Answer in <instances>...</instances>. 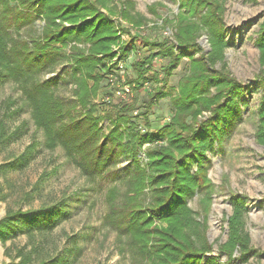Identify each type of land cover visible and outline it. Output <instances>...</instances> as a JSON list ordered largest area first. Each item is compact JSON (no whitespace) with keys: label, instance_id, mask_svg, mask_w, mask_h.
Returning <instances> with one entry per match:
<instances>
[{"label":"trees","instance_id":"trees-1","mask_svg":"<svg viewBox=\"0 0 264 264\" xmlns=\"http://www.w3.org/2000/svg\"><path fill=\"white\" fill-rule=\"evenodd\" d=\"M175 1L179 10L173 18L159 13V8L165 7L159 1L148 7L154 16L151 19L135 11L132 0H0V87L6 78L18 83L32 107L37 128L45 132L44 144L48 148L62 145L84 174L92 177L109 170V175L118 156L131 160L125 191L114 186L107 194L106 219L120 234L128 235L131 248L142 256V262H247L260 253L251 245L246 229V196L230 192L232 212L225 220L228 233L226 241L218 244L219 254H213L218 240L211 242L207 234L215 185L207 174L206 154L221 142L230 123L241 119V107L246 103L245 87L229 75L224 60V50L230 45L225 6L222 0ZM38 19L44 21L40 32L30 39L23 37L21 29ZM146 27L153 33L146 35ZM170 29L172 34H166ZM202 35L207 36L209 49L199 42ZM144 42L157 49L134 63L138 72L134 82L141 86L150 81L156 59L163 60L158 69L163 74L161 86L150 94L148 107L155 98L170 96L173 113L156 132L140 134L131 116L125 115L136 104H124L107 135L110 145L99 143V118L93 116L94 108L90 106L99 90L105 89L100 86L107 61L111 64L118 54L134 53ZM255 42L263 67L258 77L264 82V18ZM184 58L189 60L188 72L180 79L177 92H165L163 87ZM65 60L72 65L70 75L76 83L73 99L56 94L62 72L39 79V75L55 70L59 62L64 68ZM218 62L220 67L216 66ZM8 103L15 104L11 100ZM78 105L88 108L85 115ZM147 108L142 112L144 116ZM203 112L210 114L200 117ZM10 115L5 111L0 118V143L22 135L20 128L6 132L4 119ZM258 115L257 138L264 145V96ZM146 142L154 146L147 153V162L141 164L138 151ZM34 147L30 144L28 149L33 151ZM22 158L26 159L25 155ZM195 195L198 210L189 205ZM61 208L8 210L0 220L2 241L14 237L19 229L49 232L59 223ZM221 255L227 260L221 261ZM66 257L48 258L39 264H68ZM31 260L25 253L19 262L8 264H28Z\"/></svg>","mask_w":264,"mask_h":264},{"label":"rangeland","instance_id":"rangeland-1","mask_svg":"<svg viewBox=\"0 0 264 264\" xmlns=\"http://www.w3.org/2000/svg\"><path fill=\"white\" fill-rule=\"evenodd\" d=\"M113 1L118 3V0ZM132 1L135 2V11L151 19L154 16L148 7L159 1L165 4L164 8H159L163 16L173 18L179 10L175 0ZM222 1L225 6L226 37L230 44L224 50L226 69L231 77L245 87L243 99L246 103L241 107V119L230 123L221 142L206 154L207 174L215 185L207 234L211 242L218 240L214 244L213 254H219L218 244L226 241L228 233L225 220L232 212L230 192L246 196L249 208L245 218L246 229L251 237V245L260 254L252 255L247 262L235 259L231 264H264V145L257 138L258 106L264 96V82L258 77L263 67L260 50L255 42L264 18V0ZM43 24L44 21L38 19L33 25L24 26L21 29L22 36L30 39L32 35H37ZM143 32L146 35L153 33L147 27ZM168 33L172 34L171 29ZM155 34L159 35V32ZM199 42L209 49L206 35H202ZM156 49L144 42L138 45L134 53H121L126 80L133 86L131 96L121 99L111 94V100L103 101L102 93L108 88L105 78L102 79L100 87L105 89L99 90L90 106L94 108L93 116L99 118V143L110 145L111 139L107 135L114 126L119 107L124 104H136V108L125 112V115L131 116L140 134L156 132L169 121L173 113L170 96L155 98L153 105L148 107L150 94L161 86L159 80L163 74L158 69L163 60L156 59L155 72L150 74V81H145L141 86L134 82L138 76L134 63ZM107 62L108 68L104 69L106 73L115 68V64H110L109 60ZM63 64L65 70H62L64 68L59 62L55 70L39 75V79H49L62 72L63 75L57 79L56 94L73 99L76 83L70 75L72 65L69 60ZM188 66L189 60L184 58L163 87L165 92H177L178 83L188 72ZM216 66L220 67V62ZM9 100L15 104H9ZM6 106L9 108L6 109ZM146 108L149 111L144 116L142 112ZM31 109L18 83L6 78L0 87V118L5 111L11 112L4 119L8 125L6 132L20 128L22 135L17 140L0 143V220L10 209L27 211L51 206L62 208L57 221L59 223L47 233L36 229L28 233L26 229H19L14 237L6 241L0 237V264H8L13 260L19 262L25 253H29L32 259L28 264H39L42 260L66 255L68 264H145L142 256L131 248L128 235L120 234L106 219L107 194L114 186L120 192L125 191L131 160L118 156L116 163L110 167L113 173L109 175V170L92 177L84 174L62 145L48 148L44 144L45 132L37 128ZM77 109L82 108L78 105ZM86 110L88 108L82 109L84 115ZM209 114L203 112L200 117ZM30 144L35 146L33 151L28 149ZM153 146V143L146 142L140 147L138 158L141 164L147 162V153ZM22 155L26 159H21ZM189 205L194 210L199 209L197 195L189 199ZM70 248L74 249L66 253ZM226 260L227 256L221 255V261Z\"/></svg>","mask_w":264,"mask_h":264},{"label":"built area","instance_id":"built-area-1","mask_svg":"<svg viewBox=\"0 0 264 264\" xmlns=\"http://www.w3.org/2000/svg\"><path fill=\"white\" fill-rule=\"evenodd\" d=\"M165 33L169 34L168 31ZM116 50H118V48H116ZM122 59L120 54H118V56L114 58V61L111 62V64H115V68L105 73L104 78L107 83L105 85L107 86L106 89H108L102 93L103 101L111 100L112 95L117 98L125 99L133 93V86L127 82L125 77L124 62Z\"/></svg>","mask_w":264,"mask_h":264}]
</instances>
